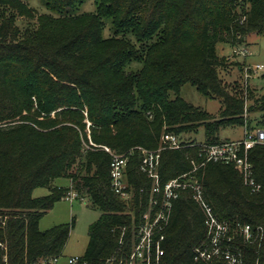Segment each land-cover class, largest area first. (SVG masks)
Segmentation results:
<instances>
[{"label": "trees", "instance_id": "trees-1", "mask_svg": "<svg viewBox=\"0 0 264 264\" xmlns=\"http://www.w3.org/2000/svg\"><path fill=\"white\" fill-rule=\"evenodd\" d=\"M44 2L48 13L37 14L26 0H0V264H39L63 254L74 220L47 230L40 221L72 191L101 211L82 257L110 256L150 203L153 179L136 147L156 150L165 132L178 136L184 147L160 152L165 184L191 172L193 160L204 162L188 133L204 128L198 143L218 144L226 141L224 127L251 132L246 112L262 113L264 122V93L255 97L247 87V107L245 90L232 92L223 81L229 57L217 51L219 43L237 49L264 33V0H95L96 11L84 13L77 12L84 0ZM20 18L36 23L22 31ZM185 85L219 98L218 115L187 102ZM105 147L119 154L135 148L125 176L128 199L113 188V155ZM248 156L258 191L232 162H206L190 177L230 226L224 247L241 264H264V144ZM59 178L71 185H56ZM39 187L49 193L35 196ZM206 239L204 212L185 190L166 230L162 264H226L222 256L195 259Z\"/></svg>", "mask_w": 264, "mask_h": 264}, {"label": "built area", "instance_id": "built-area-1", "mask_svg": "<svg viewBox=\"0 0 264 264\" xmlns=\"http://www.w3.org/2000/svg\"><path fill=\"white\" fill-rule=\"evenodd\" d=\"M241 53L243 56H247L248 50H243ZM262 69H264L263 64H257L255 67L247 65L245 67L246 76H252ZM256 144H264L263 128H258L255 132L247 131L244 138L240 140H226L218 144L194 143V145L200 146V154L204 156V162L197 164L193 160L194 168L191 172L172 178L165 184L161 183L158 172L160 152L165 148L184 147L185 145L180 142L178 136L165 132L161 137V145L156 150L136 147L144 156L142 170L153 179L149 207L144 213L142 221L134 228L128 239L123 236L119 239L117 251L110 256L98 261L82 256L71 257L69 264H162L165 254L166 230L173 216L175 202L183 191L188 189L193 191L194 198L199 202L205 215L207 227L206 242L195 249V259L210 261L217 256H222L226 264H241L240 257L232 253L228 247H224V243L232 239L228 222L219 220L213 208L203 197L202 185L194 181L190 175L209 161L232 162L242 173L245 184L253 191H258L261 185L255 179L254 167L248 156V151ZM105 149L113 155L111 163L113 188L117 194L128 199L132 194L127 191L125 176L129 155L134 152L135 148L124 154L115 153L107 147ZM67 199L81 198L76 191H72ZM241 230L247 238L251 237L250 225H245ZM59 258L42 260L39 264H56Z\"/></svg>", "mask_w": 264, "mask_h": 264}, {"label": "rangeland", "instance_id": "rangeland-1", "mask_svg": "<svg viewBox=\"0 0 264 264\" xmlns=\"http://www.w3.org/2000/svg\"><path fill=\"white\" fill-rule=\"evenodd\" d=\"M31 7H33L37 14L48 13L44 0H26ZM96 3L95 0H84L77 12H95ZM21 29H25L28 24L33 27L36 23L34 20H26L20 18L17 21ZM109 27L105 30V34L109 35ZM248 45H240L237 49L233 48L229 44L219 43L217 45V51L219 55L227 56V67L221 70L220 75L223 81L229 87V90L234 92L238 90L241 86L245 90L243 96L246 97L247 107L253 103L246 92V88L249 87L254 92V96L258 97L264 93V69L259 70L256 74L252 76H246L245 67L251 65L255 67L257 64L264 65V33L256 34L253 33L248 37ZM238 50V52H237ZM248 50V55L243 56L241 51ZM247 63H242L243 61ZM239 61L242 63L239 64ZM243 67V69H239ZM133 68H139L141 63L134 62L132 64ZM242 94V93H241ZM182 97L189 103L201 107L212 115H218L219 109L221 107V102L219 98H208L199 92L195 87L191 85H185L182 89ZM246 117L250 120L255 132L258 128L264 129L263 114L257 112H246ZM91 131L89 130V133ZM247 128L245 126H227L221 129L220 138L222 140L231 139H243ZM187 136H191L197 139L198 142H204V128H200L199 131L188 133ZM56 185L59 186H69V178H59L56 180ZM49 193V190L45 187H39L35 189V196H42ZM101 215V211L97 208L92 207L86 199H64L55 204L53 209H51L40 221V228L42 230H47L57 224L61 223H71L74 220V227L70 231L68 241L65 245L63 254L60 256L56 264H69V259L71 257H81L84 256L89 243V228L90 225L95 222Z\"/></svg>", "mask_w": 264, "mask_h": 264}, {"label": "crops", "instance_id": "crops-1", "mask_svg": "<svg viewBox=\"0 0 264 264\" xmlns=\"http://www.w3.org/2000/svg\"><path fill=\"white\" fill-rule=\"evenodd\" d=\"M240 139H241V138H240ZM240 139H234V140H240ZM231 140H233V139H231ZM70 185H71V182H70ZM70 185H69V186H70Z\"/></svg>", "mask_w": 264, "mask_h": 264}]
</instances>
